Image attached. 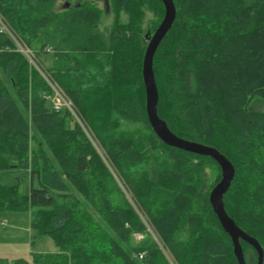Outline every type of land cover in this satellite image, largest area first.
<instances>
[{"label":"trees","instance_id":"16d2710c","mask_svg":"<svg viewBox=\"0 0 264 264\" xmlns=\"http://www.w3.org/2000/svg\"><path fill=\"white\" fill-rule=\"evenodd\" d=\"M174 3L154 60L158 113L174 134L233 163L226 211L264 250V109L252 107L264 106V0ZM0 12L30 48L60 36L47 72L92 134L54 109L44 76L0 34V173L18 166L31 177L28 196L0 184V212L30 213L34 238L58 247L0 264H171L167 254L177 264H239L210 203L220 166L164 144L148 120L146 36L165 17L162 0H0ZM149 15L155 24L143 36ZM241 245L246 263L258 264Z\"/></svg>","mask_w":264,"mask_h":264},{"label":"water","instance_id":"95a60500","mask_svg":"<svg viewBox=\"0 0 264 264\" xmlns=\"http://www.w3.org/2000/svg\"><path fill=\"white\" fill-rule=\"evenodd\" d=\"M162 2L165 6V17L156 32L151 36H146L149 44L143 62V79L147 96V116L149 123L157 137L164 144L199 156L211 157L218 163L222 171V179L210 194L212 208L224 231L230 236L233 242L234 254L238 263L247 264L241 245V240H244L257 251L259 256L258 264H264V250L259 241L240 229L225 208V195L230 190L236 177V169L233 163L216 148L177 136L170 130L167 122L158 113L160 94L154 70V60L160 45L172 29L177 18V9L174 0H162Z\"/></svg>","mask_w":264,"mask_h":264},{"label":"rangeland","instance_id":"374dc122","mask_svg":"<svg viewBox=\"0 0 264 264\" xmlns=\"http://www.w3.org/2000/svg\"><path fill=\"white\" fill-rule=\"evenodd\" d=\"M100 5L104 6L103 3H101ZM126 19L127 17L124 16V20ZM112 22L113 17L110 14L105 13L103 22L101 24V29L108 30L111 27ZM154 22L153 15H149L146 26L143 27V36L147 32V28L151 29V27H153V25L155 24ZM59 42L60 36L58 34H55L50 38L42 40L41 42L36 41L35 43H33L31 49L36 54L37 59L41 62L46 71L53 69V67L55 66L56 56L54 50L58 47ZM45 43H48L50 47V53L42 52L41 47ZM252 107L260 110L264 109L263 104L260 103L259 105L257 101L253 102ZM125 128L133 129L134 126H125ZM207 173L208 177L210 178L217 175V170L215 168H210L207 169ZM0 184L8 186L17 185L20 193L24 196H28L31 191L30 171L18 166L2 170L0 173ZM135 237L137 242L143 239L140 238L142 237L141 235H136ZM57 252L58 247L53 238L47 236L39 239L34 238V232L31 229L30 213L0 212V258H4V255L17 253L19 254V256L11 258L14 260L25 259L28 262L32 263L34 259V253L50 254ZM174 262L176 263L177 261L174 260Z\"/></svg>","mask_w":264,"mask_h":264},{"label":"built area","instance_id":"2783aa9c","mask_svg":"<svg viewBox=\"0 0 264 264\" xmlns=\"http://www.w3.org/2000/svg\"><path fill=\"white\" fill-rule=\"evenodd\" d=\"M0 34L7 35L10 37L14 43L17 45L18 50L22 52L27 59L29 60L30 64L36 67L40 73L44 76L46 81L50 84L53 90V105L56 111L68 110L72 116L74 117L75 121L80 124V126L84 129L86 134L92 139V134L90 132V128L83 119L82 115L77 110L76 106L74 105L73 101L69 98L68 94L49 76L48 72L44 69L41 62L37 59L36 54L32 51V49L16 34V32L12 29L10 24L4 18V16L0 12ZM95 144L96 142L93 141ZM141 239L143 238L140 237ZM143 258V255L140 256ZM167 258L169 259L171 264H176L174 260L167 254Z\"/></svg>","mask_w":264,"mask_h":264},{"label":"crops","instance_id":"0c3cea01","mask_svg":"<svg viewBox=\"0 0 264 264\" xmlns=\"http://www.w3.org/2000/svg\"><path fill=\"white\" fill-rule=\"evenodd\" d=\"M5 257V259H9V260H14V259H12V258H15L16 256H19V254H17V253H11L10 255H4ZM9 256V257H8ZM12 257V258H11Z\"/></svg>","mask_w":264,"mask_h":264}]
</instances>
